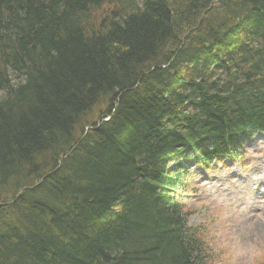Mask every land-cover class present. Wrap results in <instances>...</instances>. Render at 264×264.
<instances>
[{"label":"trees","instance_id":"16d2710c","mask_svg":"<svg viewBox=\"0 0 264 264\" xmlns=\"http://www.w3.org/2000/svg\"><path fill=\"white\" fill-rule=\"evenodd\" d=\"M246 129L264 0H0V264H211L180 195Z\"/></svg>","mask_w":264,"mask_h":264},{"label":"rangeland","instance_id":"374dc122","mask_svg":"<svg viewBox=\"0 0 264 264\" xmlns=\"http://www.w3.org/2000/svg\"><path fill=\"white\" fill-rule=\"evenodd\" d=\"M253 139L242 157L193 168L181 197L211 264H264V136Z\"/></svg>","mask_w":264,"mask_h":264},{"label":"bare ground","instance_id":"6f19581e","mask_svg":"<svg viewBox=\"0 0 264 264\" xmlns=\"http://www.w3.org/2000/svg\"><path fill=\"white\" fill-rule=\"evenodd\" d=\"M231 44H233V41H232V43H230V44H227V46H230Z\"/></svg>","mask_w":264,"mask_h":264}]
</instances>
